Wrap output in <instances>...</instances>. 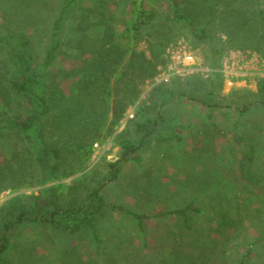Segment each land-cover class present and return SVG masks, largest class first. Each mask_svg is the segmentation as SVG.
I'll use <instances>...</instances> for the list:
<instances>
[{
  "label": "rangeland",
  "instance_id": "obj_1",
  "mask_svg": "<svg viewBox=\"0 0 264 264\" xmlns=\"http://www.w3.org/2000/svg\"><path fill=\"white\" fill-rule=\"evenodd\" d=\"M143 1L152 17L141 25L134 47L147 56L150 48L156 50L163 64L140 86L137 101L117 125L92 145L83 166L44 178V184L0 191V206L31 197L20 223L12 220L4 231L0 221V242L3 235L7 242L0 264H264V99L257 95L264 54L227 44L214 23L211 44L222 51L210 56L188 27L171 20V0ZM179 1L183 11L184 0ZM58 2L33 0L26 6L0 0V36L27 38L39 64ZM139 2L76 0V5L104 10L120 32ZM59 66L68 76L58 75L54 84L66 90L76 82L79 62L65 59ZM155 87L162 96L152 94ZM139 104L154 123L142 142L133 130ZM16 139L8 138L7 146ZM123 139L131 141L132 152L123 153ZM91 190L103 207L89 200ZM52 193L59 210L77 216L94 212L97 237L88 229L68 233L56 226L71 219L51 217ZM187 205L197 210L189 212L190 230L180 218L155 216ZM129 212L148 216L143 233ZM221 217L232 223L217 230L214 222Z\"/></svg>",
  "mask_w": 264,
  "mask_h": 264
},
{
  "label": "trees",
  "instance_id": "obj_2",
  "mask_svg": "<svg viewBox=\"0 0 264 264\" xmlns=\"http://www.w3.org/2000/svg\"><path fill=\"white\" fill-rule=\"evenodd\" d=\"M32 1L22 0L26 6ZM182 5L183 11L179 0H171V20L188 27L193 40L208 46L210 56L220 55L222 51L211 44L210 24L214 23L226 35L227 44L234 41L239 48L264 54V1L184 0ZM56 7L39 64H35L27 38L0 36V191L44 184L45 179L69 175L83 166L90 158L92 145L117 125L137 101L140 86L163 64L162 54L156 50L150 48L147 56L134 47L141 25L152 17L143 0L124 17L120 32L115 30L104 10L78 8L76 0H59ZM66 30L71 33L67 38ZM65 59L79 62L76 82L66 90L54 84L58 75L68 76L59 66L60 60ZM152 94L162 96L159 87ZM257 95L264 99V80L258 82ZM141 105L135 112L137 116L139 111L141 116L133 121V130L141 135L140 142L154 127ZM10 137L17 139L7 146ZM119 145L124 154L133 151L128 139L121 140ZM114 166L115 163L110 164V170ZM96 190L89 192V200H96L103 207ZM55 198L56 194L52 193L51 217L71 219L60 221L56 226L68 233L88 229L97 237L98 216L94 212L84 210L77 216L70 210H59ZM30 199L13 198L0 206L4 231L15 224L12 220L18 223L23 220L25 204ZM111 208L125 211L121 206ZM194 211L197 212L187 205L155 216L180 218L187 231L191 229L189 212ZM129 214L143 233L142 221L148 216ZM221 218L214 222L217 230L228 225V221L232 223ZM6 247L3 235L0 254Z\"/></svg>",
  "mask_w": 264,
  "mask_h": 264
},
{
  "label": "built area",
  "instance_id": "obj_3",
  "mask_svg": "<svg viewBox=\"0 0 264 264\" xmlns=\"http://www.w3.org/2000/svg\"><path fill=\"white\" fill-rule=\"evenodd\" d=\"M191 59V58H190Z\"/></svg>",
  "mask_w": 264,
  "mask_h": 264
}]
</instances>
